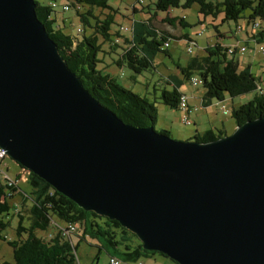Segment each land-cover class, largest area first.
<instances>
[{
	"label": "water",
	"instance_id": "water-1",
	"mask_svg": "<svg viewBox=\"0 0 264 264\" xmlns=\"http://www.w3.org/2000/svg\"><path fill=\"white\" fill-rule=\"evenodd\" d=\"M0 148L176 264H264V118L209 143L124 124L68 69L33 0H0Z\"/></svg>",
	"mask_w": 264,
	"mask_h": 264
},
{
	"label": "trees",
	"instance_id": "trees-1",
	"mask_svg": "<svg viewBox=\"0 0 264 264\" xmlns=\"http://www.w3.org/2000/svg\"><path fill=\"white\" fill-rule=\"evenodd\" d=\"M34 1L35 15L44 27L49 38L55 43L58 53L68 69L81 81L88 91L102 107L111 111L124 124L136 128L153 127L156 122V109L152 102L145 97L121 87L111 75L98 69V63L103 61L97 55L104 52L102 49L108 45L110 53L120 48L116 39L122 37L124 47L112 65L125 67L134 74H141L153 67L151 58L157 53H166V44L169 45L172 37L167 31H159L153 28L152 20L158 12L167 13L172 9H188L192 5L198 6V14L204 18L216 19L217 15H223L222 22L235 20L242 11L249 10L248 20L252 22L253 29L259 24L255 19L264 24V0H222L212 2L210 0H156L154 13L147 14L149 18L143 21H133L129 33L131 37L125 38L118 31H111L114 24L116 10L108 5V0H73L69 4L79 5V11L75 10L81 25L80 33H64L65 24L57 22L56 11L48 4H40ZM54 2V1H52ZM140 5L142 0H136ZM133 12H137L133 8ZM143 13V12H141ZM162 22L170 26L178 24L180 27H189L183 18L167 17ZM216 29V26H213ZM264 28L256 34L260 39L263 37ZM256 35H249L253 41ZM177 39H183L182 36ZM168 48V47H167ZM205 56L193 58L183 68L179 67L181 77H172L176 85L170 90L162 88L158 97L160 103L170 109H177L180 86L185 80L190 81L191 72L195 71L204 90L202 107L210 105L211 100L223 101L226 96L230 98L245 95L256 90L260 78L256 79L250 72V67L240 69L239 64L228 58L225 49L220 44L206 47ZM105 53V52H104ZM169 80V78H168ZM170 82V81H169ZM168 84V82H165ZM170 85V83H169ZM231 117L236 127L246 122L264 118V97L255 96L253 99L231 109ZM161 134L168 135L166 131ZM224 129H209L202 135L196 133L193 141L209 143L226 137ZM20 170L27 171L28 178L25 183L15 186H7L0 180V231L6 226L5 218L14 214L15 208L9 200L18 197L21 204L29 203L27 208V225L20 210L15 211L18 218L14 230L15 239L6 240L0 236L12 252V263L0 261V264H78L75 246L70 237L62 236L55 230L52 223L61 227L74 226L81 238L90 237L96 239L104 248H111L121 258L114 255L109 260L112 263L142 264V258L149 257L154 251H146L138 238L126 230L114 220L99 216L90 211H84L68 198L56 192L49 184L41 180L30 171L15 163ZM8 170V169H7ZM5 171V170H4ZM8 173L7 171H5ZM19 177L18 173L14 176ZM18 183V182H17ZM11 209L13 210L11 212ZM50 229L53 231L49 232ZM38 232L47 233L38 236ZM160 256L165 257L161 253ZM167 258V257H166ZM174 263V262H173ZM176 264V263H174Z\"/></svg>",
	"mask_w": 264,
	"mask_h": 264
},
{
	"label": "rangeland",
	"instance_id": "rangeland-1",
	"mask_svg": "<svg viewBox=\"0 0 264 264\" xmlns=\"http://www.w3.org/2000/svg\"><path fill=\"white\" fill-rule=\"evenodd\" d=\"M40 4H48L50 0H35ZM55 2L56 6L54 10L56 11L57 22L59 24L62 21L65 24L64 33H71V31L75 34L76 28H80L81 25L79 23L78 16L75 15V10L70 7L67 12H62V6L66 4H71L73 0H52ZM51 1V3H52ZM156 0H142V4L136 2V0H108V5L111 6L114 10H116V14L114 17V24L111 26V31H118L120 35H124L123 37L129 38L131 34L129 32H125L123 29L131 28V18L132 16L138 19V16L141 12H145L147 17L148 9H150V13H154V2ZM212 2H220L222 0H210ZM133 8L137 10V12H133ZM173 15L182 16L184 14L185 21L189 23V27L180 28L178 24L175 26H170L167 23L162 22L164 18L163 12H158V16L160 19H153L152 25L153 28L159 31H167L172 37H180V31L186 32L189 35L190 41L194 42L188 44V41L184 39H171L166 48V53L157 52L152 58V66L147 71L142 72L137 75L129 71L127 68L116 67L111 64L113 60L118 58V55L121 53V48L124 47L122 37L116 39L119 47L115 52L110 53L108 51V45L105 44L103 46L104 52H101L97 55V58L102 63H98L97 68L102 69L104 73H107L114 77L117 83L131 92L139 95L140 97H145L149 102H152L156 109V122L153 126L154 130L157 133L160 131H166L169 134V137L174 141L179 142H191L193 141V137L196 133H201L203 129H208L212 126V122L216 123L218 129H224L227 135L233 134L235 131L236 125L234 120L231 117V109L238 107L244 103H247L251 99L256 96V92H250L245 95H241L238 97L230 98L226 96L223 101H216L213 99L210 107L206 109H200L197 112H193L195 106L191 105L188 101L189 96H195L197 99L201 98L204 94V90L202 85H198L196 87L192 86L190 81L185 80L184 83L180 86V92L183 93L187 97V105L189 107L188 111L190 114H186V111L177 109H170L160 103L158 100L160 91L162 88H166L170 90L173 86L169 85L168 78L176 77V75H180L178 70L179 67H185L191 59L204 57L206 54L203 52V48L212 46L216 40V30L213 25L216 26V29L221 33L224 37L225 43H229V41H233V43H238L244 46H261L264 49V33L263 37L260 39L256 34L260 32L262 28H264V24L260 23L258 20H254L253 22L259 24L257 29H253L252 22L247 18L250 14L249 10H244L241 12L239 17L235 20H228L226 22H222L223 15L219 13L217 15L218 19L216 21L211 22L209 19L204 20L203 24H197V18L202 20V16L198 14V6L192 5L188 9H172ZM172 15V14H170ZM141 17V15H140ZM168 19H172L173 17H168ZM146 20V19H145ZM240 28V29H239ZM81 30V29H80ZM249 35H256V39L253 41L252 39H247ZM248 41V43H247ZM191 47L192 52L188 53L187 48ZM204 53V56H202ZM236 59H239L243 62L244 65L251 63L249 65L250 72L253 77L256 79L264 80V53H259L257 55H236ZM243 69V67H240ZM181 76V75H180ZM190 77L196 78L199 80L198 74L193 71L191 72ZM165 82H168L165 83ZM201 108L200 106H198ZM222 109L226 111V114L222 113ZM198 116V118L196 117ZM202 117L203 119H210L211 124L200 125L198 119ZM187 118L191 124L185 125L182 123V119ZM197 119V120H196ZM194 121L198 126H195ZM198 121V122H197ZM7 163V165H6ZM16 166L17 173L19 177L17 178L18 183H25L27 181L26 176L28 177L27 171L20 170L18 166L15 164L13 160H11L8 156L0 163V167L11 174L10 169H6V166L9 168V164ZM21 171V173H19ZM26 175V176H25ZM14 177V176H13ZM12 204L15 211L20 210L19 214L23 215L25 225H27V208L29 203H22L21 200L16 197L12 201L9 200ZM13 210L11 209V212ZM14 211V214L10 217L4 219L7 222L6 226L0 231V236L4 237L6 240L15 239V227L17 224V214ZM53 231L50 229L49 232ZM38 232V236H43L48 234ZM80 234V232H76L75 235ZM74 241V240H73ZM107 252L110 254L121 258L118 253H115L111 248H107ZM77 256H80V259L84 264H93L96 262V258H100V264H104L107 259L106 253L104 250H98L97 247L86 244L84 241L80 244V249L77 251ZM155 256L154 258H152ZM85 257V259H84ZM0 261H6L12 263V252L11 249L7 246V244L0 240ZM142 264H174L170 259L166 257L160 256L158 253H155L149 257L142 258L140 260ZM126 264V263H121Z\"/></svg>",
	"mask_w": 264,
	"mask_h": 264
},
{
	"label": "crops",
	"instance_id": "crops-1",
	"mask_svg": "<svg viewBox=\"0 0 264 264\" xmlns=\"http://www.w3.org/2000/svg\"><path fill=\"white\" fill-rule=\"evenodd\" d=\"M170 14H172V15H170ZM140 15H141V17H140ZM139 16H138V19H136L135 17H133L132 16V18H131V22H133V21H145V19L147 20V15L145 14V12H143V13H141ZM164 18H166L167 16L168 17H173V18H183V19H185V17H184V14H182V16L180 17V16H178V15H173V13H172V11L171 10H169L167 13H164ZM163 18V19H164ZM156 19H160V17L157 15L156 16ZM207 19H209L211 22H213L214 23V21H216L217 19H218V17L216 18V19H212L211 17H206V18H204L203 19V17H202V20H200V18L198 19L197 18V24H203L204 22V20H207ZM214 20V21H213ZM185 21V20H184ZM185 24H187V26H190L189 25V23H187L186 21H185ZM214 26V25H213ZM180 28H182V27H180ZM130 30V29H129ZM129 30H127L126 32H129ZM216 30V33L218 34V36H216V40H215V42L213 43V45H215V44H220L221 46H228L229 44H233V41H229V43H225V41H224V37L221 35V33H219V31L217 30V29H215ZM182 36V38L184 39V40H186V41H188V44H191V43H194V42H192V41H190L191 39L189 38V35H188V33H184V32H182V31H180V37ZM176 38H178V37H176ZM249 38V40H250V37H248V34H247V39ZM247 43H248V41H247ZM212 45V46H213ZM255 45H253L252 47H254ZM204 49L205 48H203L202 50H203V52H205L204 51ZM257 54H259V52H256V53H254V54H252V56H254V55H257ZM238 55V54H237ZM202 56H204V53H203V55ZM197 58H199V56H197ZM234 60L239 64V66L240 67H246V66H249L251 63H248V64H246V65H244L243 64V62H241L239 59H236V55H235V58H234ZM241 69V68H240ZM176 77H178V78H180L181 76L180 75H176ZM170 80V85L171 86H173V84L174 85H176V82H175V80H172V79H169ZM180 88H179V92H180ZM181 93V92H180ZM183 94V93H182ZM203 97V96H202ZM202 97L201 98H196L195 96H189V98H188V101L190 102V104L191 105H189V106H195V107H197V109L198 110H196L195 111V109L194 110H192L193 112H197V111H199L200 109H206L207 107H210V105H211V103H212V101L213 100H211L210 101V105L209 106H207V107H202ZM198 106H200L201 108H199ZM187 114H190V112L188 111V113ZM197 118H198V116H196ZM213 118V117H212ZM212 118H210L209 117V119H203L202 117H200L199 119H198V121H199V123H197V124H200V125H205V123L206 124H211L210 122H212V121H210V119H212ZM197 120V119H196ZM197 121V122H198ZM194 124H195V126H198L197 124H196V121H194ZM209 129H214V130H216V129H218V126H217V124L216 123H214V122H212V126L210 127V128H208V129H203L202 131H201V133H198V135H202L205 131H207V130H209ZM219 130V129H218ZM163 131V130H162ZM9 164V163H8ZM6 165H7V163H6ZM6 168L7 169H10L11 170V174H9L10 176H15L16 174H17V168H16V166H13V165H11V164H9V168L6 166ZM74 240V241H73ZM70 241H71V243H72V245L73 246H75V252H76V255H77V251L80 249V244H81V242L82 241H84L86 244H89V245H91V246H94V247H97L98 248V250H104L105 251V253H106V256H107V259H106V261L104 262V264H109V258L110 257H113L109 252H107V248H104L103 247V245L101 244V242H99L98 240H96V239H92V238H90V237H85L84 239L83 238H81V236H79V235H71L70 236ZM155 256H153L152 258H154ZM77 258H78V264H84L83 263V261L80 259V256H77ZM84 259H85V257H84ZM90 263H92L93 264V262L91 261ZM95 264H100V258H96V262H95ZM121 264V263H120Z\"/></svg>",
	"mask_w": 264,
	"mask_h": 264
},
{
	"label": "built area",
	"instance_id": "built-area-1",
	"mask_svg": "<svg viewBox=\"0 0 264 264\" xmlns=\"http://www.w3.org/2000/svg\"><path fill=\"white\" fill-rule=\"evenodd\" d=\"M50 5L53 8L56 6L55 2L50 3ZM72 8H74L76 11H79V5H77V4H74V7H72ZM69 9H70V5L69 4H66V5L62 6V12H67ZM256 26L257 25H254L253 27H256ZM123 30L126 32L128 29H123ZM80 31H81L80 28H76L75 33H80ZM164 47L167 48L168 45L166 44ZM222 47L225 49L227 57L228 58H233V59L235 58V55H237V54H239V55H245V54L252 55V54H254L256 52H259V53H262V54L264 53V49L261 46H259V47H257V46H254V47L249 46L248 47V46H244V45H241V44H238V43H233V44H229L228 46H222ZM187 52L188 53L192 52V49H191L190 46H188ZM190 83H191L192 86L196 87V86L200 85L201 82H200V80H197L196 78H191ZM255 92H256V96L257 97H264V80H260V83H259V85H257ZM178 108L180 110H182V111H186V114L188 113L189 107L187 105V97L185 95H181L180 96L179 103H178ZM196 110H198V109L195 108V111ZM222 113L226 114V111L224 109H222ZM181 121L185 125H190L191 124V122L187 118H183ZM5 157H6V154H0V163L5 159ZM19 173H21V171ZM26 178H28V177L26 176ZM0 180L2 182H4L9 187L19 184L16 181V177L10 176L1 167H0ZM52 226H54L56 228L55 230L60 231L62 236H65V237H68V238L75 232L74 226H68V227L64 228V227H61V226L58 227V225H55V223H52ZM109 264H114V263H112L109 260Z\"/></svg>",
	"mask_w": 264,
	"mask_h": 264
},
{
	"label": "bare ground",
	"instance_id": "bare-ground-1",
	"mask_svg": "<svg viewBox=\"0 0 264 264\" xmlns=\"http://www.w3.org/2000/svg\"><path fill=\"white\" fill-rule=\"evenodd\" d=\"M0 154H6V153H5V151L3 149L0 148ZM114 264H118V263H114Z\"/></svg>",
	"mask_w": 264,
	"mask_h": 264
}]
</instances>
